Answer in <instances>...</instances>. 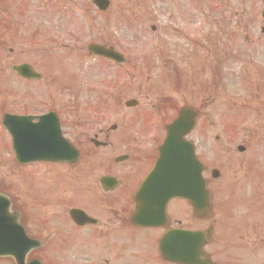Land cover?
<instances>
[{"label": "flooded vegetation", "instance_id": "obj_1", "mask_svg": "<svg viewBox=\"0 0 264 264\" xmlns=\"http://www.w3.org/2000/svg\"><path fill=\"white\" fill-rule=\"evenodd\" d=\"M60 1L61 11L67 14L69 9L83 11V16L92 12L94 17L89 26L95 24L94 28L101 27V14L112 10L114 18L123 13L129 16L125 25L147 24L144 11L149 4H167V0L156 3L109 0L102 11L95 0ZM45 2L50 5L49 0ZM43 4L41 1L39 5ZM53 11H48L50 18ZM0 15V139L2 136L8 139L6 153L17 169L16 182L9 185L13 196L6 184L0 183V193L9 198L12 214L0 219L1 229L12 225L7 235L0 238L3 240L0 245L16 250L0 256V264H264V212L258 209L257 214L250 215L242 194H238L240 190L222 176L230 165L243 168L248 164L247 157L238 159L229 151L225 164L206 166L204 155L197 151L195 127L185 138L196 147L204 166L205 192L200 193L195 187L189 197L179 194L165 206L160 196H147V190L142 194L144 179L152 170L163 142L166 124L180 110L189 108V104L177 106L173 100H161L146 108L137 102L129 108L115 105L116 109L111 110V106L103 103L108 87L97 90L95 105L91 95L97 92L94 89L71 93L72 102L45 95L43 82L53 83L57 73L49 74L50 79L41 71L42 65L55 70L58 63L65 61H52L50 53L40 56L39 47L34 46L39 34L23 37L8 33L18 31L17 22L13 27L2 12ZM151 29L157 30L155 26ZM192 35L180 33L175 37L180 39L178 43L189 47L193 44ZM90 43L111 46L86 40L71 47L97 64L94 79L88 77L87 68L72 73L77 85L83 75L89 82L103 80L106 64L121 72L123 67L144 66L138 61L154 55L151 50L125 54L124 61L116 64L86 52ZM112 46L125 53L119 45ZM135 46L124 50L132 52ZM170 53L177 56L178 51L165 52ZM241 53L240 50L236 58L244 65L239 58ZM164 61L170 70L176 66L172 61ZM76 93H83L82 102ZM198 113L197 121L201 118L199 110ZM5 115L7 126L2 122ZM156 124L161 125L158 128ZM200 131L206 135L204 128ZM60 133L78 152L74 162L72 157L57 162L42 159L46 150L60 146ZM15 148L41 157L19 164ZM234 150L241 154L246 146L238 144ZM27 178L32 191L29 190V195L27 188L23 190ZM26 247L29 251L23 255L21 248ZM190 254L193 256L189 260Z\"/></svg>", "mask_w": 264, "mask_h": 264}, {"label": "rangeland", "instance_id": "obj_2", "mask_svg": "<svg viewBox=\"0 0 264 264\" xmlns=\"http://www.w3.org/2000/svg\"><path fill=\"white\" fill-rule=\"evenodd\" d=\"M39 1L44 2L43 6ZM45 1L0 0V13L7 23L13 27L14 22L18 25V31L8 33L23 37L39 34L34 46L39 47L40 56L50 53L52 61H65L61 65L58 63L55 70L42 65L41 71L50 79L49 74L57 73L53 83L43 82L45 95L72 102L71 93L75 91L108 87L103 103L111 106V110L119 104L125 108L123 102L129 98L141 102V107L145 108L161 100H173L177 106L187 103L197 108L201 118L193 134L206 166L225 164L229 151L238 159L247 157L248 164L243 168L230 165L222 176L238 186L233 187L240 190L238 194H242L243 204L248 207L245 210L250 215L257 214L258 209L264 212V0H171V3L167 0L163 6H159L157 0H148L156 3L149 4L144 11L149 23L125 25L129 16L123 13L114 18L112 10L101 14L100 28H94L95 24L89 26V20L94 17L92 12L87 17L83 16V11L69 9L67 14L61 11L60 0H49V6ZM48 11H53L51 18ZM152 26L157 30L151 29ZM180 33L193 34V44L188 47L183 42L178 43L180 39L175 35ZM86 40L119 45L124 55L151 50L155 56L138 61L144 66L123 67L121 72L106 64L103 80L89 82L82 73L77 85L71 76L76 69L87 68L91 79L95 75V61L71 49L74 44H83ZM134 45L132 52L124 50ZM170 50H177V56L165 54ZM240 50L239 58L244 65L236 58ZM50 55L45 56L49 58ZM164 59L176 65L173 70L164 64ZM82 94H75L81 97L78 96L80 102ZM91 95L94 96L92 105H95L99 92ZM160 125L156 124L158 128ZM203 128L206 135L201 134ZM217 135L219 139L216 140ZM1 138L0 183H5L13 196L10 186L16 182L17 169L6 153L8 139ZM238 144L246 146L244 153L233 152ZM26 188L29 195L28 178L23 190Z\"/></svg>", "mask_w": 264, "mask_h": 264}, {"label": "water", "instance_id": "obj_3", "mask_svg": "<svg viewBox=\"0 0 264 264\" xmlns=\"http://www.w3.org/2000/svg\"><path fill=\"white\" fill-rule=\"evenodd\" d=\"M90 49L94 53L109 56L116 60L117 54L110 49H104L99 46ZM194 116L195 113L191 110H183L180 113V116L168 126L167 137L160 146V154L155 163L154 171L148 177L149 188L153 187V184L155 183L165 191L167 198L176 196L179 193L178 180L180 178H182V186H185L189 182L186 169H191L190 177H192V184H196L195 179H197L198 185L203 184L200 177L201 166L197 158L193 156L192 145L183 140L184 134L194 125ZM2 205H4V208L1 207ZM8 205V199L0 196V211L4 210V213H7L9 210ZM4 216L5 218L9 217V214ZM6 252V249L3 247L0 248V254Z\"/></svg>", "mask_w": 264, "mask_h": 264}]
</instances>
